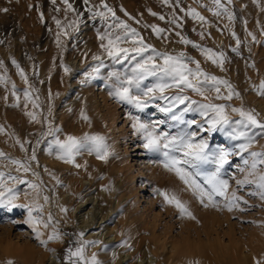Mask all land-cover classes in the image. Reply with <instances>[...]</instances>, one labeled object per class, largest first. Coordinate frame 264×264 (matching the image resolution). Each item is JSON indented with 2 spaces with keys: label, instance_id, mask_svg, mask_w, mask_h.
Returning <instances> with one entry per match:
<instances>
[{
  "label": "rangeland",
  "instance_id": "rangeland-1",
  "mask_svg": "<svg viewBox=\"0 0 264 264\" xmlns=\"http://www.w3.org/2000/svg\"><path fill=\"white\" fill-rule=\"evenodd\" d=\"M70 2L77 11L84 12V16L81 18L79 32L68 29V36L61 35L58 46V29L53 17L60 19L62 24L66 15L68 20L74 19L73 13L66 14L63 11L65 5L61 0H56L55 4L52 0H0V7L9 9L7 13H0V41H3L0 43V60L4 62V67L0 68V75L6 74L10 80L7 90L5 85H0V126L5 130L0 133V151L11 158L29 163L31 169L39 173V179L34 177L31 171L17 172L15 166L4 159H0V171L11 172L36 184L43 181L39 202L43 203V196L49 197V202L44 204V218L46 219L50 212L56 227L67 234L61 240L49 241L46 248L35 239L32 227L23 222L28 215L26 209L16 207L9 211L5 207H0V264H8V261L12 264H48L47 258L50 254L56 259L54 264L57 262L64 264L66 249L69 246H76L79 239L77 234L80 232L84 233V240L99 241L95 246L86 249L88 256L96 253L101 264H116L111 254L113 249H119L117 243L111 244L99 237L116 235L115 230L118 231L121 223L125 222L123 233L129 231L130 225L127 223L129 222L139 235L135 236L137 241L131 239L122 248L123 251H127L126 253H132V257H127L117 264L139 262L134 251L135 243L140 247L152 248L156 239L181 242L187 235L190 236V241L194 242L191 243L192 249L203 253L206 244L212 248L214 255L205 261L203 255L180 254L175 251L173 259L182 260L183 264L195 262L241 264L250 258L252 252L258 256L260 253L264 255V201L248 196V189H244L238 193L248 200V204H241L244 211L236 209L228 212L226 209L205 208L191 192L184 190V185L174 173L153 162L157 157L148 153L142 147V141L133 135L128 112L141 116L143 120H167L166 115L156 107L166 102L157 100L144 112H136L129 105L122 104L109 95V85L115 84L114 79H108L109 72L123 73L129 70L130 65L127 61L122 64L114 63L102 54L97 33H102L105 25L98 17L95 19L89 17L83 0ZM175 2L176 0H171L169 5H164L162 0H106L117 17L136 28L145 42L160 51L186 52L199 60L206 71L229 80L242 97V101L233 99L231 103L240 106L242 102L246 108L255 109L260 113V118L264 119V98L257 96L251 88V85L259 84L260 79L264 78V43L261 42L264 41V36L261 35V31L264 30V0H256V3L253 0H232L228 7L236 16L233 23H229L226 17H214L199 6L210 3V0H179V7L174 8ZM91 3L99 4V0H91ZM121 7L134 19H128L120 10ZM181 7L185 10L189 7L195 8L211 22L212 27L207 25L202 27L199 21L185 16V13L180 11ZM56 8H60L61 11L57 12ZM149 9L158 15L152 16ZM41 13L44 17L43 22L40 19ZM160 15H163L165 20H160L158 18ZM173 15L181 18L179 23L182 27L177 28L175 24L168 22ZM144 25H157L166 29L165 35L169 39H158L151 27ZM225 25H228V28H225ZM245 27L255 34L256 43L247 36ZM229 29L234 30L242 41L241 56L231 51L236 42ZM202 31L205 33L203 40L199 35ZM177 32L195 43L223 51L227 57L224 70L221 71L210 61H206L191 45L179 43ZM93 54L102 55L104 67L100 69L95 79L86 81L85 73L90 72L97 63L92 60ZM12 59H15L24 70L30 85L37 89L32 96L40 97L37 101L40 107L32 109L29 103L27 110L34 111L37 118H41L40 123L34 124L35 122H31L30 117L25 115L23 89L28 86L17 74V69L11 63ZM62 63L71 71L65 73L61 67ZM251 64L255 67L248 66ZM150 82L151 78L146 81ZM11 83H15L21 97L18 107L11 106L15 103L11 95ZM168 94L171 95V92ZM6 95L7 101L3 99ZM192 99L201 98L193 95ZM183 107L184 105H180V108ZM81 110L89 117V121L80 118ZM44 118H47L52 126L61 129L58 134L61 139L65 134L82 136L87 132L103 135L112 155L105 162L97 160L94 154L84 152L76 157V162L81 165L80 168H76L56 159L54 155H48L45 151L46 140L51 137H45V142L36 147L38 163L28 160L37 140L41 139V133L47 130L48 125L43 123ZM186 119L199 120L200 117L188 113ZM160 128L166 130V125H161ZM17 139L26 142L24 144L26 151L21 150L20 145L16 143ZM209 143L231 147L235 142L220 132H214ZM262 148L264 138H258L252 150L260 151ZM240 163L239 157L230 158V164L225 166V172L239 177L240 173L235 165ZM45 168L48 172H45ZM49 173H52L60 183L57 184ZM230 184L235 187L234 180H230ZM11 186L9 182V187ZM17 187L19 196L16 204L30 205L37 199L36 193L29 189L27 184ZM72 187H75L74 193ZM105 188L108 190H104ZM156 189L177 191L196 219L180 217L178 210L165 204L163 198L156 193ZM26 192L28 195H25ZM61 207L67 211L61 212ZM83 213L89 221L91 219V224L81 230L78 229V225L81 221L80 215ZM39 230L45 233L41 239H47V232L50 229ZM99 232H101L99 237L93 236ZM48 248L54 251H48ZM31 249H40L42 258L36 260L30 256L28 251ZM158 250L157 252L161 251ZM151 258L152 261L158 259L157 255H151ZM144 262L145 259L140 264Z\"/></svg>",
  "mask_w": 264,
  "mask_h": 264
},
{
  "label": "snow or ice",
  "instance_id": "snow-or-ice-1",
  "mask_svg": "<svg viewBox=\"0 0 264 264\" xmlns=\"http://www.w3.org/2000/svg\"><path fill=\"white\" fill-rule=\"evenodd\" d=\"M170 2L171 0H162L164 5H169ZM253 2L256 3V0ZM52 3L55 4L56 0H52ZM61 3L65 5L63 11L66 14L73 13L74 19L68 20L66 15L65 22L62 24L60 19L53 17L58 29V46L61 35L68 36V29L79 32L81 18L84 16V12L77 11L70 0H61ZM83 3L89 17L92 19L98 17L105 25L104 31L97 33L102 54L114 63L122 64L127 61V64L130 65L126 72H109L108 79L115 80V84L109 85V95L118 102L129 105L136 112H144L154 101L163 100L166 102L164 105H156V107L166 115L167 120H143L141 116L133 115L131 111L128 112L133 135L142 141V147L148 153L157 157L153 162L162 166L166 171L174 173L184 185V190L191 192L205 208L226 209L228 212L236 209L244 211L241 204H248V200L238 194L244 189H248V196L264 201V148L260 151L252 150L258 138H264V119L260 118V113L255 109L246 108L242 102L240 106H234L231 103L233 99L242 101L240 92L229 80L206 71L199 60L183 51L178 53L160 51L152 44L145 42L136 28L117 17L116 12L106 3V0H99V4L91 3V0H83ZM231 3L232 0H210V3L199 6L206 9L212 16L226 17L229 23H233L236 16L228 7ZM173 7H179V0H176ZM120 10L128 19H134L123 7ZM8 11L7 7H0V13ZM56 11L59 12L61 9L56 8ZM148 11L152 16L158 15L151 9ZM180 11L184 12L185 16L199 21L202 27L205 25L212 27L211 22L195 8L189 7L185 10L181 7ZM158 18L165 20L163 15ZM40 19L43 22L42 13ZM180 19L173 15L168 22L180 28L182 27L179 23ZM244 24L247 25L246 20ZM144 27H151L153 34L158 39H169L165 35L167 30L164 28L157 25H144ZM225 28H228V25H225ZM217 30L220 31L219 28ZM229 31L236 42V46L231 51L237 56H241L242 41L234 30L229 29ZM245 31L247 36L251 37L252 42L256 43L255 34L248 31L246 27ZM176 35L179 37V43L186 46L191 45L206 61H210L221 71L224 70L227 57L223 51H216L195 43L180 32H177ZM199 35L203 40L205 33L202 31ZM261 35L264 36V30L261 31ZM2 42L0 41V43ZM261 42L264 43V41ZM92 60L97 63L90 72L85 73L86 81L95 79L99 75L100 69L104 67L101 54H93ZM11 63L17 69L21 80L28 86L23 89L25 115L30 117L31 122L40 123L37 114L27 110L29 103H31L32 109L40 107L37 103L40 97L32 96V93L37 89L30 85L28 76L17 61L12 59ZM248 66L255 67L254 64ZM3 67L4 62L0 60V68ZM61 67L65 73L71 71L63 63ZM150 78L151 82L146 83ZM9 83L10 80L6 74L0 75V85H5L6 90ZM10 86L11 95L15 99V103L11 106L18 107L21 97L15 83H11ZM251 88L257 96L264 98V78L260 79L259 84L251 85ZM169 92L171 95L168 94ZM193 95L201 99H192ZM3 99L7 101L8 96H4ZM180 105H184V107L180 108ZM50 111L51 107H49ZM188 113H194L200 119H186ZM234 116L237 118L234 119ZM80 118L89 121V117L83 110L80 112ZM43 123L48 125L47 130L41 133V139L37 140L36 146L33 147L32 154L28 157L30 161H37L36 147H39L41 142H45V137H51L46 140L45 151L48 155H54L56 159L76 168L81 167L76 162V157L84 152L89 155L94 154L97 160L105 162L112 155L110 146L103 135L86 132L82 136L65 134L61 139L58 135L61 132L59 127L52 126L47 118H44ZM161 125H166V130H162ZM4 131L3 126H0V133ZM214 132L222 133L235 143L231 147L210 144L209 140ZM16 143L20 145L22 151H26L24 147L26 142L17 139ZM232 157H239L241 161L240 164L235 165L240 173L239 177L225 172V166L230 164ZM0 159L8 160L15 166L17 172L28 173L31 171L32 175L39 179V173L33 171L29 163L11 158L2 151H0ZM45 172H48L47 168H45ZM49 175L57 181V184L60 183L52 173ZM230 180L235 181V187L231 186ZM9 182L12 184L11 187H9ZM42 183L43 181L40 184L32 183L11 172L0 171V207H5L9 211L16 207L26 209L28 215L23 222L32 227L35 239L39 241L40 245L47 248L49 241L61 240L67 234L62 233L56 227L50 212L47 214V218H44V204L49 202V197L45 195L43 203L39 202ZM21 184H27L28 188L36 193L37 199L30 205L15 203L19 196L17 186ZM155 191L163 198L165 204L174 206L178 210L180 217L196 219L177 191L161 189ZM25 195L28 193L26 192ZM217 197L221 199L217 200ZM60 211L66 212L67 209L61 207ZM13 223L16 222L13 221ZM40 228L50 229L47 232V239H41L45 233L41 232ZM77 235L79 239L76 246H69L66 249L64 264H101L96 253H92L91 256L86 253L88 247L95 246L99 241L84 240L83 232ZM47 250L54 251L51 248ZM254 261L255 264H264V258H254ZM8 264H12V262L8 261Z\"/></svg>",
  "mask_w": 264,
  "mask_h": 264
},
{
  "label": "bare ground",
  "instance_id": "bare-ground-1",
  "mask_svg": "<svg viewBox=\"0 0 264 264\" xmlns=\"http://www.w3.org/2000/svg\"><path fill=\"white\" fill-rule=\"evenodd\" d=\"M84 45V44H83ZM264 55V54H263ZM260 59V58H259ZM62 89V88H61ZM41 119V118H40ZM39 119V120H40ZM71 122V121H70ZM14 124V123H13ZM17 124V123H16ZM23 124V123H22ZM36 124V123H34ZM33 125V124H32ZM14 126V125H13ZM32 127V126H31ZM15 128V127H14ZM46 130V128H45ZM48 159V157H47ZM42 160V159H41ZM49 164V163H48ZM50 166V165H49ZM48 176V175H47ZM44 177V176H43ZM82 181V180H80ZM86 182V180H85ZM88 184V183H87ZM74 185V183H73ZM76 186V185H75ZM75 190V187H72V192ZM74 193V192H73ZM63 195V194H62ZM62 197V196H61ZM63 197H65L63 195ZM92 200H94V198H92ZM81 204V203H79ZM82 205V204H81ZM79 207V206H77ZM85 213H83L82 215H80L81 221H79V225H78V229L84 230L85 228L89 227L91 224V219L90 221L87 219V216L85 217ZM104 216V215H103ZM102 216V217H103ZM210 217V216H209ZM93 219V218H92ZM100 219V218H99ZM102 219V218H101ZM123 221V220H122ZM121 221V222H122ZM208 222V221H207ZM94 223V222H93ZM128 225H130V229L128 232L123 233V231H125L123 229V227L126 225L125 223H121L119 230L116 231L113 236H107V237H102V236H98L101 232H99L98 234H94L93 236L95 237H99L102 241H109L108 243L114 244L117 243L116 245L119 247V249L115 250L113 249L112 251V259L117 263L121 262L123 259L125 260L127 257H132V253H126L125 251H123V247L130 242L131 239L135 240V236H138L139 234H137L138 232L136 231V229L133 227L132 223L127 222ZM195 226V225H194ZM189 228V227H188ZM190 229V228H189ZM192 229V228H191ZM194 231V230H193ZM117 237H120V239H117ZM190 236L187 235L186 239L184 241L178 242V241H174V240H170V241H159V239L155 240V246L153 245L152 248L149 247H140L138 246L139 244H134V251H136L137 257L139 258V262H136L134 264H140V262H142L145 259L144 264H183V261H176L173 259V254H175L174 252L176 251L177 253L179 252L180 254H189V255H199V256H204L205 261H208V259H210L211 257H213V250L211 247H208L205 244V252L202 253V251L200 250H194L192 249V245L189 239ZM198 237V236H196ZM109 239V240H108ZM111 239V240H110ZM140 239V238H139ZM118 240V241H117ZM199 240V239H198ZM111 241V242H110ZM117 241V242H116ZM137 241V240H135ZM114 242V243H113ZM194 243V242H193ZM116 247V246H115ZM114 247V248H115ZM151 247V246H150ZM157 249L161 250L159 252H157ZM28 254L30 256H33L36 260H40L42 258V251L40 249H31L30 251H28ZM251 254V253H250ZM261 254V255H260ZM259 256L258 254H253L250 256V258L248 260H245L243 263L241 264H255L254 258L256 259H261L264 258V255L262 253H260ZM151 255H157L158 259L155 261H152ZM247 257V256H246ZM195 259V258H194ZM197 259V258H196ZM245 259V258H244ZM47 263L48 264H54V257L52 254L49 255V257L47 258ZM191 263V262H189ZM58 264V262L56 263ZM202 264H207V263H202Z\"/></svg>",
  "mask_w": 264,
  "mask_h": 264
}]
</instances>
